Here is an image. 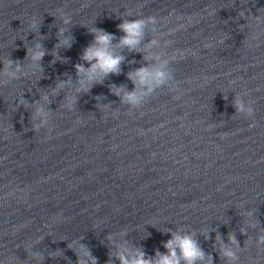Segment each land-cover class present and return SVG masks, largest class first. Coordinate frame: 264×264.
I'll list each match as a JSON object with an SVG mask.
<instances>
[{
    "label": "clouds",
    "instance_id": "clouds-1",
    "mask_svg": "<svg viewBox=\"0 0 264 264\" xmlns=\"http://www.w3.org/2000/svg\"><path fill=\"white\" fill-rule=\"evenodd\" d=\"M62 23L69 25L71 23V17L62 14ZM157 18L154 16H148L145 18H137L124 20L117 25L118 29L123 33L118 40V46L121 48H127L130 51H134L138 48L141 40L144 36V29L148 24H157ZM39 22L32 20L29 27L31 29H37ZM89 31L93 34V42L89 44L80 54V59L84 61L88 66L85 67V63H77L75 65V71L78 78L79 88L77 91L87 92L90 86L95 83H102L103 80L109 75H118L121 72L120 65L122 64L124 57L117 54L113 48V40L117 38L104 31L103 29L91 28ZM65 32V28L59 29V34L62 36ZM156 43V41H152ZM70 47L71 39L64 38L58 42L57 47ZM28 54L31 59L32 68L34 70H40L39 61H41L45 55V52L41 44H36L35 49L29 48ZM183 55V53H178ZM21 71V64L18 61L7 60L4 62V67L0 68V73L6 74L8 77L15 79L17 73ZM128 79L132 81L134 90L132 92L125 93L123 99L134 105L139 104L142 96L151 95L157 88L169 85L173 80V75L167 70V61L161 63L157 67L149 68L146 64L128 73ZM65 82H60L57 87L63 88ZM139 84L146 89L145 92L137 94L135 86ZM170 90H176V84L170 85ZM123 91L122 88H113V92L119 95ZM20 103H24L23 100ZM74 100L72 97L67 98L68 107L71 108ZM245 106L243 102L237 100L235 106L239 112L246 113L248 116H252L254 109L250 106ZM43 109H37V115L41 114ZM254 126V125H253ZM229 240L232 244H237L234 235H229ZM258 244L264 246V236L259 237ZM165 252L156 251L154 257L146 256L143 250L137 249L130 251L128 249L122 250L118 254L120 264H198L205 259V253L200 247L199 243L193 239L191 234L173 233L172 238L164 243ZM32 257H39V253H32ZM85 255L90 253L85 252ZM223 255L228 258L232 264H237L239 257L237 252L224 248ZM14 259H16L14 257ZM8 264H12L9 259ZM92 264H95V258H92ZM208 264H211V256L208 258Z\"/></svg>",
    "mask_w": 264,
    "mask_h": 264
}]
</instances>
